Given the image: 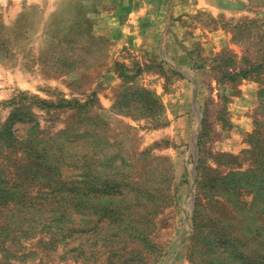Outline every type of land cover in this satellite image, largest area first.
I'll return each mask as SVG.
<instances>
[{
    "label": "rangeland",
    "instance_id": "rangeland-1",
    "mask_svg": "<svg viewBox=\"0 0 264 264\" xmlns=\"http://www.w3.org/2000/svg\"><path fill=\"white\" fill-rule=\"evenodd\" d=\"M0 264H264V0H0Z\"/></svg>",
    "mask_w": 264,
    "mask_h": 264
}]
</instances>
